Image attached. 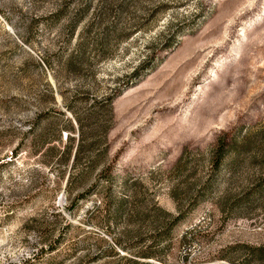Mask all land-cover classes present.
I'll return each instance as SVG.
<instances>
[{
  "label": "rangeland",
  "instance_id": "1",
  "mask_svg": "<svg viewBox=\"0 0 264 264\" xmlns=\"http://www.w3.org/2000/svg\"><path fill=\"white\" fill-rule=\"evenodd\" d=\"M251 247L264 0H0V264H264Z\"/></svg>",
  "mask_w": 264,
  "mask_h": 264
},
{
  "label": "trees",
  "instance_id": "2",
  "mask_svg": "<svg viewBox=\"0 0 264 264\" xmlns=\"http://www.w3.org/2000/svg\"><path fill=\"white\" fill-rule=\"evenodd\" d=\"M252 144H253V142L251 141V136L247 135L244 138L242 146H238V147L235 146L233 151L236 152V155L240 154L243 151H249ZM225 145H227L226 137L220 138L219 139V146H218V150H217L218 152H220L219 153L220 155L223 153ZM80 150L81 149L78 146L77 151L75 153L76 157L80 154ZM70 153H71V150H69V154ZM219 157H221V156H219ZM251 252H252L251 255L253 258H256V259L264 262V247H251ZM151 255L152 254H151L150 249H146L145 251L140 253L138 256L142 257V258H149V257H151ZM128 260H129V263H131V264H153V263H150L146 260H140L137 258H129ZM215 264H217V263H215ZM243 264H249V262H244Z\"/></svg>",
  "mask_w": 264,
  "mask_h": 264
}]
</instances>
